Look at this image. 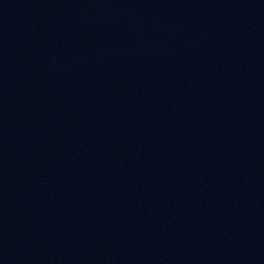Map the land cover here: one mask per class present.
I'll use <instances>...</instances> for the list:
<instances>
[{
	"label": "water",
	"instance_id": "1",
	"mask_svg": "<svg viewBox=\"0 0 264 264\" xmlns=\"http://www.w3.org/2000/svg\"><path fill=\"white\" fill-rule=\"evenodd\" d=\"M0 264H264V0H0Z\"/></svg>",
	"mask_w": 264,
	"mask_h": 264
}]
</instances>
